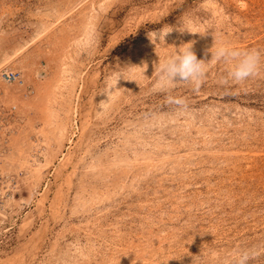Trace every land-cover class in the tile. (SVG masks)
I'll return each mask as SVG.
<instances>
[{
	"label": "rangeland",
	"instance_id": "rangeland-1",
	"mask_svg": "<svg viewBox=\"0 0 264 264\" xmlns=\"http://www.w3.org/2000/svg\"><path fill=\"white\" fill-rule=\"evenodd\" d=\"M189 41L201 87L156 92ZM222 41L264 51V0H0V264H264V66L222 85Z\"/></svg>",
	"mask_w": 264,
	"mask_h": 264
},
{
	"label": "clouds",
	"instance_id": "clouds-1",
	"mask_svg": "<svg viewBox=\"0 0 264 264\" xmlns=\"http://www.w3.org/2000/svg\"><path fill=\"white\" fill-rule=\"evenodd\" d=\"M174 29L180 33L185 31L196 33L182 26L174 27L164 24L158 30L150 31L148 38L153 44L154 42L166 44V37ZM192 44V41L181 44L174 54L158 63L156 92L169 93L178 82H186L193 87L194 91L199 90L207 75L208 68L205 60L197 59ZM211 54L215 61L228 65L227 74L220 80L222 85L241 84L257 76L264 66V51L260 49L240 50L230 43L222 41L211 50ZM121 78L124 79L123 72H117L106 81V92L117 89L118 81ZM165 103L175 105L178 109H186L187 107L185 99L180 96L166 95ZM259 251V247L237 248L231 254L230 264H249Z\"/></svg>",
	"mask_w": 264,
	"mask_h": 264
},
{
	"label": "built area",
	"instance_id": "built-area-1",
	"mask_svg": "<svg viewBox=\"0 0 264 264\" xmlns=\"http://www.w3.org/2000/svg\"><path fill=\"white\" fill-rule=\"evenodd\" d=\"M1 75L6 82L14 83L15 81H19L17 73L9 71V72H3ZM1 184H4V176L1 174V170H0V185Z\"/></svg>",
	"mask_w": 264,
	"mask_h": 264
}]
</instances>
